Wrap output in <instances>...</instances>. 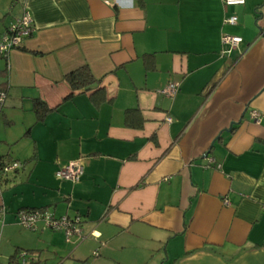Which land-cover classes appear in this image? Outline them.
Segmentation results:
<instances>
[{"label": "crops", "instance_id": "crops-1", "mask_svg": "<svg viewBox=\"0 0 264 264\" xmlns=\"http://www.w3.org/2000/svg\"><path fill=\"white\" fill-rule=\"evenodd\" d=\"M24 8L33 31L0 57V158L22 164L0 174L1 260L264 264V0H0V34ZM85 64L101 92L64 100ZM37 208L85 238L24 228Z\"/></svg>", "mask_w": 264, "mask_h": 264}, {"label": "built area", "instance_id": "built-area-1", "mask_svg": "<svg viewBox=\"0 0 264 264\" xmlns=\"http://www.w3.org/2000/svg\"><path fill=\"white\" fill-rule=\"evenodd\" d=\"M225 5H243L245 0H222ZM236 17H228L225 22L234 24L236 23ZM33 31V17L29 9L24 8L21 15L17 17L8 29L0 34V56H7L12 49H16L21 45L23 39L31 34ZM241 41L238 36L226 35L223 37V42L228 43L230 46H236ZM178 91V85L176 83L170 82L159 90L164 96L172 97ZM5 98V93L0 92V104L3 103ZM252 118L255 122H259L260 118L255 111L251 113ZM169 120V119H168ZM22 166L19 162L8 163L2 168L4 173L18 169ZM83 174V168L78 161H70L63 167L59 168L55 172V176L59 179L69 180L73 183L80 180ZM225 202H227L225 200ZM19 223L27 229L34 230L37 228L38 223H43V225L53 231H62L67 243H73V238L78 235L79 238L84 239L80 235L79 222L80 218L78 216L70 218L66 215L55 217L52 212L45 208L37 209H24L20 210L18 213ZM19 263L26 264L25 253L23 251L18 254ZM1 264V263H0Z\"/></svg>", "mask_w": 264, "mask_h": 264}, {"label": "trees", "instance_id": "trees-1", "mask_svg": "<svg viewBox=\"0 0 264 264\" xmlns=\"http://www.w3.org/2000/svg\"><path fill=\"white\" fill-rule=\"evenodd\" d=\"M8 27H6L4 32L8 29ZM20 47L21 46H18L17 48H20ZM0 57H7V56L2 55ZM63 79L67 82V84L70 87V92L64 98V100L70 99L71 97L74 96L76 92H85V93L92 92L90 95H94V93L98 91L99 93L101 92L100 91L101 88L99 87L100 81L94 77L89 66L86 64L81 65L77 67L76 69L69 71L63 76ZM0 92H4V89H0ZM32 110L35 113L36 120L39 121L44 117L45 113L48 112L50 109L43 100L39 98H34L32 100ZM8 163L9 162H7L4 158H0V174L1 175L3 173L2 168ZM18 254H19V250H16L15 253L10 256L8 263L9 264H20Z\"/></svg>", "mask_w": 264, "mask_h": 264}, {"label": "rangeland", "instance_id": "rangeland-1", "mask_svg": "<svg viewBox=\"0 0 264 264\" xmlns=\"http://www.w3.org/2000/svg\"><path fill=\"white\" fill-rule=\"evenodd\" d=\"M13 174V173H8V175H4V178L7 176L8 178H10V175ZM87 239V238H86ZM72 248H74V245L73 243L71 244ZM72 248H70L72 250ZM43 252H45V249L43 250ZM93 255H96L97 254V249L93 251L92 253ZM66 256V255H65ZM35 257V261L32 263V264H43L45 261L43 259V257L41 258V256L39 257L37 254L34 256ZM0 263L1 264H8L7 262V258H5L4 260H1L0 258ZM87 264H90V263H87Z\"/></svg>", "mask_w": 264, "mask_h": 264}]
</instances>
